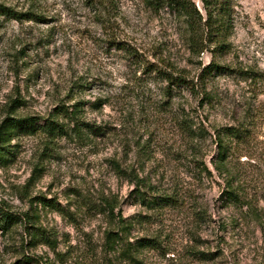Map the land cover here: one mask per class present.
<instances>
[{"label":"rangeland","instance_id":"1","mask_svg":"<svg viewBox=\"0 0 264 264\" xmlns=\"http://www.w3.org/2000/svg\"><path fill=\"white\" fill-rule=\"evenodd\" d=\"M95 1L0 0L24 16L0 15V264H264V82L197 83L212 60L264 74V0H233L230 50L191 61L163 0ZM75 103L78 133L56 113ZM25 118L65 129L9 127ZM238 125L219 173L214 129Z\"/></svg>","mask_w":264,"mask_h":264},{"label":"trees","instance_id":"2","mask_svg":"<svg viewBox=\"0 0 264 264\" xmlns=\"http://www.w3.org/2000/svg\"><path fill=\"white\" fill-rule=\"evenodd\" d=\"M92 5L97 4L98 1L87 0ZM201 3V10L195 7V4L191 0H163V3L168 9L175 14L178 20H181L185 27V46L188 51L189 60L193 58L199 59L205 52L211 53L212 57H220L225 55L230 50L229 38L231 37L234 29L233 20V0H199ZM100 3V2H99ZM103 14L107 12L106 4H101ZM0 15L6 16L12 19H22L24 16L15 12L14 10L0 5ZM230 73H237L242 78L252 79V81L264 82V74L256 73L253 71H234L229 67L222 66L212 60L208 65L201 69L197 83L200 85L204 100L209 101L210 94L206 92V81L215 76L228 75ZM163 78L170 84L176 87H183L192 93H195L196 86L190 80L183 76L168 74L163 72ZM196 83V84H197ZM197 91V90H196ZM80 112L79 103H75L70 108L66 106H60L56 113L62 118L67 119L73 123V131L78 133L84 128H88L87 123L80 122L77 119V115ZM9 127L15 129L16 132L34 131L42 127L43 130L50 134L63 133L65 127L56 124L53 121L47 122L46 125H38L33 118L25 119H13L9 122ZM242 125L228 126L219 129H214L215 144L217 149L216 162H212V166L215 171L221 173L222 167H224L225 160L227 158L228 147H230L233 141H242L246 130L242 128ZM2 137L9 135L7 129L2 133ZM208 174V170H206ZM118 174H124V172L118 166ZM228 199L235 201L236 196L232 192H227ZM139 201L149 207L155 206H169L173 203L171 198L156 197L152 200L144 198L143 194L137 196ZM14 217L8 213L0 211V227L4 230L11 226L14 222ZM154 240H141L139 242V248L155 247Z\"/></svg>","mask_w":264,"mask_h":264}]
</instances>
